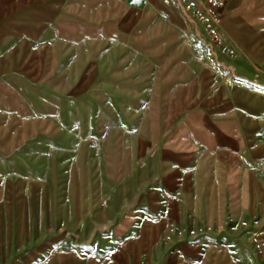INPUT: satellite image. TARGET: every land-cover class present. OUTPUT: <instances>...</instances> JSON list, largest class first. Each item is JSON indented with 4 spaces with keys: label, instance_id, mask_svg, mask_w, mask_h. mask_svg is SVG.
Wrapping results in <instances>:
<instances>
[{
    "label": "rangeland",
    "instance_id": "obj_1",
    "mask_svg": "<svg viewBox=\"0 0 264 264\" xmlns=\"http://www.w3.org/2000/svg\"><path fill=\"white\" fill-rule=\"evenodd\" d=\"M0 13L13 19L0 31V264H264V113L241 151H197L178 120L203 123L209 104L156 109L122 63L75 43L45 62L27 10ZM195 37L217 76L206 98L242 83L264 96V65Z\"/></svg>",
    "mask_w": 264,
    "mask_h": 264
},
{
    "label": "crops",
    "instance_id": "obj_2",
    "mask_svg": "<svg viewBox=\"0 0 264 264\" xmlns=\"http://www.w3.org/2000/svg\"><path fill=\"white\" fill-rule=\"evenodd\" d=\"M0 10H27L36 25L28 45L38 48L34 52L45 62L66 61L68 47L75 43L76 56L86 53L98 62L106 53L108 61L122 63L128 87L150 96L156 109L189 110L194 99L209 104L203 123L190 117L178 120L192 133L197 151L220 148L234 154L244 148L245 135L253 142L258 134L264 96L242 83L233 94L228 89L206 98L216 88L217 76L199 56L195 33L202 25L176 5L161 0H0ZM12 21L0 17V31ZM223 26L239 63L264 65V0H230ZM138 62L157 65L132 82Z\"/></svg>",
    "mask_w": 264,
    "mask_h": 264
},
{
    "label": "built area",
    "instance_id": "obj_3",
    "mask_svg": "<svg viewBox=\"0 0 264 264\" xmlns=\"http://www.w3.org/2000/svg\"><path fill=\"white\" fill-rule=\"evenodd\" d=\"M166 5H176L187 16L202 25L210 41L223 50L234 53L223 26V10L230 0H161Z\"/></svg>",
    "mask_w": 264,
    "mask_h": 264
}]
</instances>
